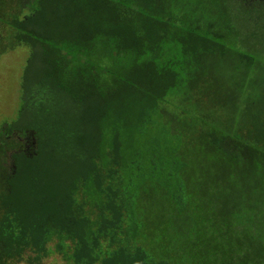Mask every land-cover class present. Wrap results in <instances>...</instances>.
<instances>
[{
  "label": "trees",
  "instance_id": "trees-1",
  "mask_svg": "<svg viewBox=\"0 0 264 264\" xmlns=\"http://www.w3.org/2000/svg\"><path fill=\"white\" fill-rule=\"evenodd\" d=\"M0 45V264H264V0H0Z\"/></svg>",
  "mask_w": 264,
  "mask_h": 264
},
{
  "label": "rangeland",
  "instance_id": "rangeland-1",
  "mask_svg": "<svg viewBox=\"0 0 264 264\" xmlns=\"http://www.w3.org/2000/svg\"><path fill=\"white\" fill-rule=\"evenodd\" d=\"M1 48L2 45L0 50ZM26 55L23 47L0 53V127L5 121H13L20 108L17 90L27 65ZM57 260L51 258L47 264H53ZM58 264L62 262L58 261Z\"/></svg>",
  "mask_w": 264,
  "mask_h": 264
}]
</instances>
